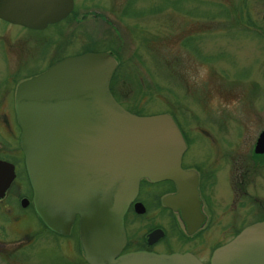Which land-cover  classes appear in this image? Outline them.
Returning a JSON list of instances; mask_svg holds the SVG:
<instances>
[{"label": "water", "instance_id": "1", "mask_svg": "<svg viewBox=\"0 0 264 264\" xmlns=\"http://www.w3.org/2000/svg\"><path fill=\"white\" fill-rule=\"evenodd\" d=\"M72 8L73 0H0V20L42 30ZM116 66L107 51H85L17 83L14 111L34 210L60 234L78 215L87 264H204L189 253H119L122 216L139 179L172 180L177 193L170 201L182 212L196 191L180 167L184 142L174 119L123 108L109 90ZM254 147L264 151V130ZM13 176V165L0 160V196ZM207 264H264V221L216 248Z\"/></svg>", "mask_w": 264, "mask_h": 264}, {"label": "rangeland", "instance_id": "2", "mask_svg": "<svg viewBox=\"0 0 264 264\" xmlns=\"http://www.w3.org/2000/svg\"><path fill=\"white\" fill-rule=\"evenodd\" d=\"M155 2L135 0L123 13L125 0H73V14L42 30L0 20V141H11L1 125L16 124L17 83L86 47L118 56L113 88L126 110L137 105L143 106L141 114L165 112L187 127L223 125L226 140L240 133L239 147L241 139L255 136L264 125L262 1L182 0L152 15L148 7ZM218 10L230 19L208 20ZM231 17H241L242 24ZM247 20L253 25L248 27ZM188 35H197L198 54L181 44ZM189 47L194 49L193 42ZM163 69L169 77L161 76ZM48 242L33 255L35 261L71 264Z\"/></svg>", "mask_w": 264, "mask_h": 264}, {"label": "flooded vegetation", "instance_id": "3", "mask_svg": "<svg viewBox=\"0 0 264 264\" xmlns=\"http://www.w3.org/2000/svg\"><path fill=\"white\" fill-rule=\"evenodd\" d=\"M157 8L155 2L148 13H157ZM15 123L1 125L11 141H0V160L13 165L14 176L0 196V264H41L33 255L43 252L47 241L69 263L87 264L79 244L78 215L67 233L60 234L36 214L16 118ZM175 123L184 142L180 167L191 173L190 180L195 179L196 196L188 198L182 212L179 203L170 201L177 193L172 180L139 179L122 216L124 240L119 253H189L207 264L216 248L244 227L264 221V151L254 149L264 125L255 136L241 139L244 143L239 147L240 133L235 131V139L226 140L221 136L223 125Z\"/></svg>", "mask_w": 264, "mask_h": 264}, {"label": "trees", "instance_id": "4", "mask_svg": "<svg viewBox=\"0 0 264 264\" xmlns=\"http://www.w3.org/2000/svg\"><path fill=\"white\" fill-rule=\"evenodd\" d=\"M182 0H164L163 2L161 1V2H159V4H158V8H157V10H158V12H161L162 11V9L164 8V7H166V6H170V7H178V5H179V3L181 2ZM134 6V0H127L125 3H124V12L123 13H126V12H128V11H131L132 10V7ZM74 13V11L72 10L71 11V13L66 17V18H68L71 14H73ZM219 17H224L225 19H227V18H229L230 19V17H228V12L226 13V14H223V13H219V10H218V13L217 14H210V17H208V20H212V19H218ZM65 18V19H66ZM235 17H231V19L232 20H234V22L237 24L238 22H240L241 24H242V19H241V17H238L239 19L236 21L235 19H234ZM54 25V24H53ZM246 25L249 27V26H252L253 25V23L252 22H250V20H247L246 21ZM262 33L264 34V30L262 29ZM195 37H197V35L196 36H190V35H188V36H185L182 40H181V44L183 45V46H185L186 48H188L191 52H195L196 54H198L199 53V50H198V46H197V44H196V40H195ZM199 37V36H198ZM141 42H144V44H146V42H147V39H145V38H143L142 40H141ZM191 42H193V47H194V49L192 50V49H190V47H189V45L191 44ZM87 49H85L86 51H96V50H94V49H91V47H86ZM110 51H112V49H110ZM85 52V51H84ZM112 53V52H111ZM115 53V52H114ZM113 54V53H112ZM114 55V54H113ZM115 55H116V53H115ZM114 55V58H115V60L117 61V66H116V69H115V71L113 72V74H112V76H111V79H110V82H109V90H110V92H111V94L113 95V97L115 98V100L116 101H118L117 100V98H116V95H115V92H114V88H113V85H114V82H115V80H116V77L117 76H119V67H120V65H121V61H119L118 62V56L116 55L115 56ZM136 58L138 59V57L136 56ZM205 58H207V57H205ZM161 76H164V77H169L168 76V70L167 69H163V71H161ZM143 85H144V87L147 89L148 88V85H147V81H143ZM142 108H143V106H137V105H134V106H132V107H130V108H127V110L128 111H130V112H132V113H134V114H141L142 113Z\"/></svg>", "mask_w": 264, "mask_h": 264}]
</instances>
